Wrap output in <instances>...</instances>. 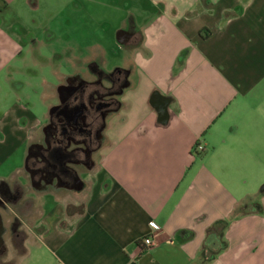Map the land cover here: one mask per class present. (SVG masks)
Listing matches in <instances>:
<instances>
[{
  "label": "crops",
  "instance_id": "0c3cea01",
  "mask_svg": "<svg viewBox=\"0 0 264 264\" xmlns=\"http://www.w3.org/2000/svg\"><path fill=\"white\" fill-rule=\"evenodd\" d=\"M153 1L123 27L134 67L83 191L30 157L64 79L43 115L20 108L34 105L24 81L0 79V187L33 202L0 198V264H264V0ZM16 3L39 5L0 8ZM22 48L0 19V76Z\"/></svg>",
  "mask_w": 264,
  "mask_h": 264
},
{
  "label": "rangeland",
  "instance_id": "374dc122",
  "mask_svg": "<svg viewBox=\"0 0 264 264\" xmlns=\"http://www.w3.org/2000/svg\"><path fill=\"white\" fill-rule=\"evenodd\" d=\"M38 2V7L16 3L14 10L0 8L3 24L23 43L21 55L11 58L10 67H6L0 76L4 84H9L8 77L26 83L25 93L32 97L34 105L29 108L21 106V109L43 115L46 104L41 95L49 97L51 86L64 76L85 75L90 61L102 62L104 71L117 66L128 68L131 78L134 67L131 48L121 43L119 32L126 30L123 27L133 25L132 14L140 17L152 12L150 9L157 6L153 0ZM6 88L0 83V106L5 108L9 105L2 99L9 97ZM8 88L12 89L11 85ZM33 232L26 227L27 235H33ZM34 261L32 257L25 264H36Z\"/></svg>",
  "mask_w": 264,
  "mask_h": 264
},
{
  "label": "flooded vegetation",
  "instance_id": "af4514ba",
  "mask_svg": "<svg viewBox=\"0 0 264 264\" xmlns=\"http://www.w3.org/2000/svg\"><path fill=\"white\" fill-rule=\"evenodd\" d=\"M89 63L85 75L64 76V83L57 87L58 99L50 110L46 132L42 141L34 143L30 155L39 164L34 171L40 172L45 181L80 192L86 186L81 175L95 168L107 119L119 108L121 95L130 83L128 68L117 66L104 71L102 62ZM23 194L19 185L0 187V198L21 211L33 205L30 200L21 202ZM4 251V245H0V252Z\"/></svg>",
  "mask_w": 264,
  "mask_h": 264
},
{
  "label": "water",
  "instance_id": "95a60500",
  "mask_svg": "<svg viewBox=\"0 0 264 264\" xmlns=\"http://www.w3.org/2000/svg\"><path fill=\"white\" fill-rule=\"evenodd\" d=\"M119 35H120V40H121V41H125V40H127V38H128V35H127L126 32L123 31V30H121V31L119 32ZM166 105H167V102L160 103V107H161V109H160V113H161L162 115H166V112H167ZM261 190H264V185L262 186Z\"/></svg>",
  "mask_w": 264,
  "mask_h": 264
},
{
  "label": "built area",
  "instance_id": "2783aa9c",
  "mask_svg": "<svg viewBox=\"0 0 264 264\" xmlns=\"http://www.w3.org/2000/svg\"><path fill=\"white\" fill-rule=\"evenodd\" d=\"M151 225L155 229L160 228V226L157 223H155L154 221L151 223ZM141 242L146 246H151L154 244V239L151 235H146L145 237L142 238Z\"/></svg>",
  "mask_w": 264,
  "mask_h": 264
},
{
  "label": "trees",
  "instance_id": "16d2710c",
  "mask_svg": "<svg viewBox=\"0 0 264 264\" xmlns=\"http://www.w3.org/2000/svg\"><path fill=\"white\" fill-rule=\"evenodd\" d=\"M202 151H203V150H201V151H199V152H202ZM219 234H222V231H221ZM206 247H207V245L204 246V248H206ZM220 247H221V248H224V247H225V244H221ZM221 248H220V249H221ZM220 249H219V250H220ZM216 252H217V251H216ZM216 252H212L213 256L216 255Z\"/></svg>",
  "mask_w": 264,
  "mask_h": 264
}]
</instances>
